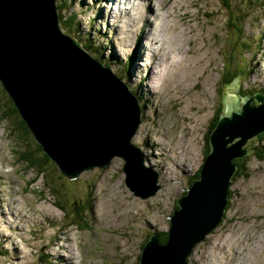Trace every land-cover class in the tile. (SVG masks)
Wrapping results in <instances>:
<instances>
[{
  "label": "rangeland",
  "instance_id": "rangeland-1",
  "mask_svg": "<svg viewBox=\"0 0 264 264\" xmlns=\"http://www.w3.org/2000/svg\"><path fill=\"white\" fill-rule=\"evenodd\" d=\"M54 1L68 7L72 15L62 22V32L74 34L96 52L99 62L108 65L117 77L122 75L127 89L132 90L142 107L141 123L131 138V144L139 151H133L130 158L141 161L143 169L132 170L130 176L135 182L128 183L139 193L136 196L125 183L124 159L119 156H113L108 167L84 172L75 180L55 172L48 160L42 167L45 176H39L38 169L30 167L25 156L35 159L44 154L37 150L39 146L31 134H24L14 119H3L12 104L0 85V173L10 175L9 180L0 175L4 179L0 198L11 202V211L19 218L16 225L6 226L4 214H0V239L23 243L21 251L26 245L28 257L23 264H138L141 246L149 236L158 233L160 238L169 231L176 200L189 188L207 147V154L211 150L208 132L216 117L225 115L220 78L225 73L229 76L234 71L250 69L249 77L245 74L231 84L239 86V96L264 94V0L253 5L249 0H196L197 6L189 12L186 6L192 0H163L164 9L157 14L162 0L149 13L144 6L132 9L137 0ZM117 2L130 10L131 21L124 15L116 21L112 19L110 12L117 11ZM204 8L208 11L206 16ZM143 18L153 24V32L159 30L160 39L165 41L163 49L170 47L181 53L173 54L172 64L156 70V83L148 80L150 72L144 69L150 53L142 62L138 47ZM199 21V25L195 24ZM148 44V40H143L144 46ZM192 70H197V76ZM110 79L107 75V88L111 85L117 94L127 97L124 89L111 84ZM122 112H135V106L129 101ZM243 159L248 177L232 182L223 220L191 249L188 264H264V160L253 152ZM145 174L149 179L155 177L158 186L155 195L148 198L141 186ZM47 185L67 207L75 189L81 193L79 204L85 207L91 188L90 212L85 215L80 211L77 216L85 227L72 225L69 217L54 206L51 193L45 191ZM9 189L15 194H8ZM24 200V210H15L14 201ZM6 208L2 203L0 211ZM18 226L22 230L19 236L14 232ZM28 226L37 232H23ZM13 253L10 244L0 242V264H14ZM235 253H242L240 259L245 262H239Z\"/></svg>",
  "mask_w": 264,
  "mask_h": 264
},
{
  "label": "water",
  "instance_id": "water-1",
  "mask_svg": "<svg viewBox=\"0 0 264 264\" xmlns=\"http://www.w3.org/2000/svg\"><path fill=\"white\" fill-rule=\"evenodd\" d=\"M107 75L134 97L112 70L62 32L54 0H0V84L44 156L69 180L108 167L113 156L124 159L125 183L135 182L132 170L143 169L141 161L130 158L139 151L131 138L140 125L141 108L133 98L131 117L116 103L107 104L105 93L111 92ZM83 86L88 89L86 104L99 124L71 112L73 94ZM222 87L225 115L210 136L211 150L200 179L177 201L179 210L170 219L168 242L160 245L158 234H153L138 264H187L192 247L223 217L237 170L233 162L248 156L252 152L248 142L264 133V95L239 96L238 85ZM141 186L148 193L145 198L158 190L155 178L146 174ZM131 190L138 195L137 189Z\"/></svg>",
  "mask_w": 264,
  "mask_h": 264
},
{
  "label": "bare ground",
  "instance_id": "bare-ground-1",
  "mask_svg": "<svg viewBox=\"0 0 264 264\" xmlns=\"http://www.w3.org/2000/svg\"><path fill=\"white\" fill-rule=\"evenodd\" d=\"M128 0H124V2H127ZM173 1V0H172ZM168 2V1H167ZM124 3H120V2H117V11L116 12H110V16L112 17V19L114 21H116V19H119L120 18V15H124V18L126 19H129L131 21V17L130 14H129V11L127 8H125L124 6ZM158 5V0H137L136 3L133 4L132 6V9H138L139 6H144V8H146V13H149L151 10L154 9L153 6H157ZM197 6V1L196 0H192L190 1L189 4H187L186 8H187V11L189 12V10L194 7ZM181 8V7H180ZM164 9V1L162 0V3L161 5H159V9L158 11L156 12V14L160 11ZM187 11H184V13H186ZM246 11V10H245ZM171 14V13H170ZM208 14V11L204 8L203 9V15L206 16ZM138 15V14H137ZM169 15V14H168ZM178 16V15H177ZM182 16V15H181ZM238 17V16H237ZM190 18V17H189ZM236 18V17H235ZM144 19V18H143ZM237 19V18H236ZM135 20H138V17L135 18ZM158 20H160L158 18ZM197 20V19H196ZM51 22V21H50ZM160 22H163V20H160ZM162 24V23H161ZM197 25L200 24V21L195 23ZM202 24V23H201ZM208 24L209 25H212V22H210L208 20ZM191 27L193 26V24L191 23L190 24ZM158 26V25H157ZM203 26V25H202ZM159 28H160V24H159ZM166 28V27H165ZM164 28V29H165ZM203 28L205 29V26H203ZM202 28V29H203ZM207 28V27H206ZM195 30V29H194ZM154 31V26L151 22H149L147 19H144L143 21V26L140 30V39H138V47L141 49V53H142V62H144L147 58V54L150 53L151 57H150V60L148 61V64L144 67L145 71L148 69L150 74L148 73V80L150 81H153V82H157L158 80L156 79V75H157V71L156 70H160V66H165L167 64H172V61H173V54L176 53L175 56H179L180 54L175 52L174 50L172 51V48L170 47H167L165 49H163V45H164V42H162V40L160 39V32L159 30L157 32H153ZM169 31V29H168ZM211 31L210 29H208V32ZM165 32V30H164ZM195 32V31H194ZM163 33V32H162ZM167 34V33H166ZM195 34H197L195 32ZM211 33L209 32V35ZM264 34V33H263ZM264 36V35H263ZM183 37V36H182ZM143 40H148L149 44L148 46L150 48H148V46H144L143 45ZM81 41V40H80ZM79 41V42H80ZM183 41V40H182ZM140 45V46H139ZM178 50V49H177ZM201 51L205 50V49H200ZM179 51V50H178ZM185 55V54H184ZM93 56V55H92ZM180 58V57H179ZM136 60V59H135ZM180 59H177L176 63L179 62ZM98 61V60H97ZM204 61V60H203ZM175 63V62H174ZM185 64H190V61L189 60H186ZM104 65V64H103ZM174 65V64H173ZM195 66L199 69V63L195 64ZM194 68V64L191 63V69ZM194 71V70H192ZM204 71V69H203ZM195 72V76H197V70L194 71ZM117 73V72H116ZM207 81L209 79L206 78ZM127 80V79H126ZM184 81H185V77H184ZM206 81V80H205ZM110 83L111 84H115V81L111 78L110 79ZM129 83V82H128ZM129 85V84H128ZM121 87V86H120ZM135 87V86H134ZM109 89H111V92L107 91L105 93L106 98V103L107 104H111V103H115L116 100L119 101V103L117 104L118 107H119V110L122 111V110H126L129 106V101L134 105V99L131 98V97H124L123 95H120V94H117L111 85L108 86ZM136 88V87H135ZM137 89V88H136ZM143 90V89H142ZM132 91V90H131ZM135 91V90H134ZM144 91V90H143ZM149 91V90H147ZM88 92V89L86 87H81L78 89L77 92H75L73 94V105L71 106V112L74 113V114H78L80 116V119H84L85 121L87 119L90 120L91 123L93 124H99L98 122V118L89 110V106L86 104V101H85V98H84V95ZM140 93V92H139ZM141 94V93H140ZM142 95V94H141ZM145 101H149L148 98H144ZM146 103V102H145ZM31 105V104H30ZM135 106V105H134ZM127 115L133 117L135 115V112H131V113H127ZM85 129V128H84ZM166 133V132H165ZM161 134V133H160ZM183 145V144H182ZM181 145V146H182ZM179 146V150L181 151H184V148ZM254 151V150H253ZM181 157V156H180ZM178 163L179 160H178ZM181 164V163H180ZM182 165V164H181ZM1 176H3L5 179L9 180L10 178V175H6L5 173H0ZM0 180H1V184L3 185L4 183V179L2 177H0ZM128 185V183H126ZM129 186V185H128ZM130 187V186H129ZM5 188V187H4ZM131 188V187H130ZM6 190V189H5ZM146 192V191H145ZM8 194H11V195H14L15 192H12V189H9L8 190ZM147 194V193H146ZM2 203L5 205V207H7L6 209H4L3 211H0V214H4L3 215V223L8 226V224H11L12 226L13 225H16L18 222H19V218L18 216L16 217L15 214L11 211L12 208H11V202L6 199V198H0V207H2ZM14 204H15V210L18 209V210H24V205L26 204V201H14ZM34 206H36L35 204H33ZM36 210L33 208V211ZM37 211V210H36ZM17 218V219H16ZM1 223V222H0ZM1 229V227H0ZM4 231V230H2ZM30 232V233H35L37 232V230L33 227V226H28L25 230H23V232ZM43 229H39V232H42ZM14 232L17 233V235L19 236L21 233H22V230L20 228V226H18L16 229L14 227ZM65 238H67L65 236ZM1 241L0 242H3L5 240V242H7L8 244H10V246L13 248V263L14 264H23V261L27 259L28 257V252L25 250V246L24 245V251H21V246L23 243H17V242H13V241H9L7 239H4V238H1L0 239ZM204 240V239H203ZM202 240V241H203ZM49 241V240H48ZM54 242H57V241H54ZM201 242V241H200ZM198 242V243H200ZM59 243V242H58ZM196 243V245L198 244ZM226 245V244H225ZM195 246V245H194ZM193 246V247H194ZM192 247V248H193ZM190 253V252H189ZM241 255L242 253H235V257L237 259H239L238 261L239 262H245L243 259L241 261ZM9 257V256H8ZM246 258V256H245ZM246 263V262H245ZM244 263V264H245ZM241 264V263H240ZM243 264V263H242Z\"/></svg>",
  "mask_w": 264,
  "mask_h": 264
},
{
  "label": "trees",
  "instance_id": "trees-1",
  "mask_svg": "<svg viewBox=\"0 0 264 264\" xmlns=\"http://www.w3.org/2000/svg\"><path fill=\"white\" fill-rule=\"evenodd\" d=\"M261 1L262 0H249V2H250L251 5H253L255 3H259ZM226 7H228V6H226ZM56 8H57V13H58V16L60 18L61 24H62V22L64 20L70 19L72 17V15L69 13L68 7H66L62 3L56 4ZM67 14H69V16H67ZM230 25L233 26V23L231 22ZM237 27H239V25ZM64 31L66 32V30H64ZM77 34H79V31H77ZM69 35L72 36V37H74V38H76L74 34H69ZM245 40H247V39H245ZM82 45L89 52L90 55H93V57L96 60H98V57L96 56V52H94L93 50H91V48L86 47L85 44H82ZM98 62H99V60H98ZM100 63L101 64H104L103 66L105 68H109L110 69V67L108 65H106L104 62H100ZM250 71H251L250 69H247V72H245L243 69H241V70L234 71L233 72V75H229V76H227L226 73H225L220 78V84H224V85L225 84H231L234 80H236L238 78H242L245 74H247L246 76L249 77V75H250L249 72ZM122 74H124V73H122ZM238 75H240V77H238ZM120 79L124 82V77H122V75H120ZM1 88H2V86H1ZM2 90L5 93V90L4 89H2ZM255 95H262L263 96L264 94H263V92H253V93H251L249 95H245V97H252V96H255ZM11 104H12V102H11ZM255 105L256 104L253 103V106H255ZM9 111L10 112H7V111L5 112L3 119H5L7 117H10V118L14 119L16 121V125L19 128L22 129V131L24 132V134H27V132L29 133V131L25 128L24 124H22V122L18 120V118H17V111H16V109H14L13 104H12V107H9ZM219 117H220V115L216 117V121L215 122L213 121L212 126H211V129L216 126V123H217ZM25 136H27V135H25ZM251 142H253V143H252V145H250L248 147V149L250 151H252L253 153H256V156L259 159L264 160V145L262 144L264 142V133L261 134V135H259L256 138V141L255 140H252ZM37 150H40V148H37ZM25 158L29 162L30 167H36L38 169V175L39 176H43V177L45 176L44 170H42V167L44 165H47L49 161H48V159L44 155L41 158H35V159H29V156H25ZM243 161H244V159L242 160V165L239 166L237 172L234 174V176L232 178V181H235L237 178L246 176V170L244 169ZM239 162H240V160L238 159V160H235L233 163L237 166L239 164ZM50 166L54 168V171L55 172H58L57 169L55 168V166L53 164H51ZM246 177H248V176H246ZM58 178L62 179L61 177H58ZM192 182H193V180L190 181V184H192ZM70 185H73V184H70ZM71 188H74L75 189V187H71ZM90 190H91V188H89V190H88L87 202H86L85 207H82L79 204V197L81 196V193L78 190H76V189H75L76 194L70 200L69 205L67 207L59 199L56 198L54 192L50 190L49 185H47L46 188H45V191L46 192H50L51 193V196H52L53 202H54V206L56 208H58L59 210H61L65 215H67V217H69V220L72 221L71 224L72 225H76L78 227V229H81V227H85L86 226V225H81L80 220L78 219L77 216H78V214H79L80 211H82L85 215L90 212V207H91V204H92ZM228 196H229V199H230V191L228 193ZM175 210H177V207H175ZM167 242H168V234L165 233L162 237L159 238V243L162 244V245H164ZM144 246H145V243H143L141 247L143 248ZM142 248H141V250H142Z\"/></svg>",
  "mask_w": 264,
  "mask_h": 264
},
{
  "label": "clouds",
  "instance_id": "clouds-1",
  "mask_svg": "<svg viewBox=\"0 0 264 264\" xmlns=\"http://www.w3.org/2000/svg\"><path fill=\"white\" fill-rule=\"evenodd\" d=\"M54 4H55V1H54ZM55 6H56V4H55ZM59 17V16H58ZM59 24H61V22H60V18H59ZM70 36V35H69ZM71 37V36H70ZM71 38H73V39H75L77 42H79V40H77L76 38H74V37H71ZM80 43V42H79ZM82 43V42H81ZM80 43V44H81ZM83 44V43H82ZM81 44V46L83 47V49L89 54V52L84 48V46ZM90 55V54H89ZM90 56H92V55H90ZM93 57V56H92ZM94 58V57H93ZM95 59V58H94ZM96 60V59H95ZM100 63V62H99ZM101 64V63H100ZM101 65H103V64H101ZM107 69H109V68H107ZM111 70V69H110ZM119 78V77H118ZM120 79V78H119ZM121 80V79H120ZM122 81V80H121ZM123 82V81H122ZM124 83V82H123ZM126 86H127V84L126 83H124ZM127 88H128V86H127ZM134 97L133 98H135L136 99V96L134 95V94H132ZM137 100V99H136ZM138 102V101H137ZM140 106V105H139ZM140 108H141V112H143V110H142V107L140 106ZM220 118V117H219ZM219 120V119H218ZM141 123V122H140ZM217 123H218V121H217ZM217 123H216V125H217ZM25 126V125H24ZM215 128H216V126L214 127V128H212L209 132H208V136H209V138H207V143H208V140L210 141V136H211V134L213 133V131L215 130ZM138 130V129H137ZM263 134V133H262ZM261 135V134H260ZM258 137V136H257ZM256 137V138H257ZM41 150V149H40ZM207 152H208V147H207V149L205 150V152H204V156H203V163H202V165H201V167H200V169L197 171V174H196V176L194 177V179H193V182H192V184H190L189 183V188L186 190V192H184V194H182V196L180 197V198H182V197H185L187 194H188V192H189V190H190V188H191V186L193 185V183L195 182V181H197V180H199L200 179V171H201V169H202V166H203V164H204V162H205V158H206V155H207ZM247 157V156H246ZM243 158H245V157H243ZM242 158V159H243ZM242 159H239L240 161L242 160ZM124 164H125V162H124ZM124 166V165H123ZM238 168H239V166L237 165V170H238ZM125 169V168H124ZM122 170H123V168H122ZM146 170V169H145ZM151 173V172H150ZM236 173V172H235ZM234 176V175H233ZM233 176H232V178H233ZM155 178V177H154ZM232 178H231V183H230V186H229V188H228V193H229V189H230V187H231V184H232ZM179 198V199H180ZM179 199H177L176 200V202H175V207H177V210H179V207L177 206V201L179 200ZM231 199V198H230ZM230 199H229V196L227 195V204L229 203V201H230ZM226 210H227V205H226V208H225V211H224V214H223V217H224V215H225V212H226ZM175 211V208H174V210H173V212ZM173 212H172V215H173ZM172 217V216H171ZM171 217L169 218V221H170V219H171ZM223 217H222V219H221V221L223 220ZM220 221V222H221ZM220 224V223H219ZM169 228H170V222H169ZM167 234H168V232H166ZM153 234H158V233H153ZM152 234V235H153ZM152 235H150L149 236V238L152 236ZM164 235V234H163ZM149 238H148V240H149ZM158 238H159V234H158ZM147 240V241H148ZM146 241V242H147ZM145 242V243H146ZM191 254H189V256H190ZM139 256H140V254H139ZM138 256V257H139ZM189 256L187 257V264H188V259H189Z\"/></svg>",
  "mask_w": 264,
  "mask_h": 264
},
{
  "label": "flooded vegetation",
  "instance_id": "flooded-vegetation-1",
  "mask_svg": "<svg viewBox=\"0 0 264 264\" xmlns=\"http://www.w3.org/2000/svg\"><path fill=\"white\" fill-rule=\"evenodd\" d=\"M216 120H214V122H215Z\"/></svg>",
  "mask_w": 264,
  "mask_h": 264
}]
</instances>
